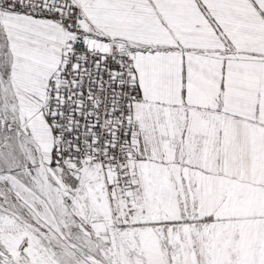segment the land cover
I'll list each match as a JSON object with an SVG mask.
<instances>
[{
    "label": "snow or ice",
    "instance_id": "snow-or-ice-1",
    "mask_svg": "<svg viewBox=\"0 0 264 264\" xmlns=\"http://www.w3.org/2000/svg\"><path fill=\"white\" fill-rule=\"evenodd\" d=\"M0 264H264V0H0Z\"/></svg>",
    "mask_w": 264,
    "mask_h": 264
}]
</instances>
